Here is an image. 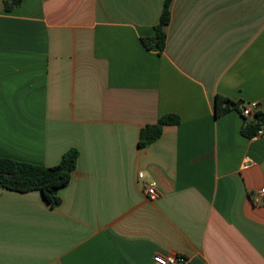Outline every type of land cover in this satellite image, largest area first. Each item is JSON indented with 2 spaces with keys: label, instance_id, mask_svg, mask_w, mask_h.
<instances>
[{
  "label": "crops",
  "instance_id": "1",
  "mask_svg": "<svg viewBox=\"0 0 264 264\" xmlns=\"http://www.w3.org/2000/svg\"><path fill=\"white\" fill-rule=\"evenodd\" d=\"M4 2L0 157L79 158L56 208L0 188V264H264V136L243 135L240 109L264 111V0H173L161 52L143 40L165 0ZM219 95L238 108L217 117Z\"/></svg>",
  "mask_w": 264,
  "mask_h": 264
},
{
  "label": "trees",
  "instance_id": "2",
  "mask_svg": "<svg viewBox=\"0 0 264 264\" xmlns=\"http://www.w3.org/2000/svg\"><path fill=\"white\" fill-rule=\"evenodd\" d=\"M21 2L22 0H5V8L10 12L19 7ZM172 2L173 0H165L160 21L154 27L152 38L143 40L147 49L157 48L159 52L165 49L167 37L164 27H167L171 21L170 5ZM238 106L239 104L219 95L215 100L216 116L219 117ZM180 119L179 116L171 114L160 118L155 124L142 128L138 140L139 147L158 140L162 136L165 126L178 125ZM262 125H264V111H259L255 114L254 120L245 124L242 133L246 137L254 138ZM78 158V150L71 148L64 154L60 162L52 167L26 164L0 157V188L24 194L39 191L46 205L56 208L62 204L59 191L71 183Z\"/></svg>",
  "mask_w": 264,
  "mask_h": 264
},
{
  "label": "built area",
  "instance_id": "3",
  "mask_svg": "<svg viewBox=\"0 0 264 264\" xmlns=\"http://www.w3.org/2000/svg\"><path fill=\"white\" fill-rule=\"evenodd\" d=\"M240 109L242 115L246 118H254L255 114L260 111L259 104L254 101L241 105ZM262 136H264V125H262V127L257 131L254 138ZM251 165H255V162L252 159H247L244 168L250 167ZM144 178L145 175L143 173H139V179L142 180ZM156 186L157 184L155 181L146 182L143 187V191L149 198H156L159 195L158 191L156 190ZM255 202L258 204L264 203V187L256 191ZM153 260L155 264H186L187 262V259L183 256H180V254L154 255Z\"/></svg>",
  "mask_w": 264,
  "mask_h": 264
}]
</instances>
